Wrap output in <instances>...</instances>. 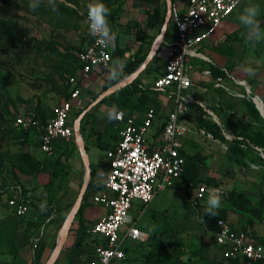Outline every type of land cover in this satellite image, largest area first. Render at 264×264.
I'll list each match as a JSON object with an SVG mask.
<instances>
[{"label": "rangeland", "instance_id": "1", "mask_svg": "<svg viewBox=\"0 0 264 264\" xmlns=\"http://www.w3.org/2000/svg\"><path fill=\"white\" fill-rule=\"evenodd\" d=\"M177 1L173 0V3ZM249 3L260 6L261 12L257 19L264 21V0H244L234 15H230L216 32L229 33L235 24L233 18H238ZM28 5L29 0H0L1 28L8 32L0 29V115L6 122H25L31 114L39 115L44 121L51 118L58 100L71 89L66 80L76 72V55L84 45L83 22L77 21L75 16L81 18L87 0H56L55 12L48 0H41L36 11L30 10ZM123 45L118 40L116 48ZM162 49L160 44L137 82L146 84L144 79L151 82V74L159 75L162 59L158 53ZM114 60L111 59V64ZM132 101L126 108L128 112L145 110L135 103V99ZM76 113L69 116L68 123L76 118ZM92 122L91 114L84 125V134ZM5 126L6 123H1L0 264H32L33 257L36 264H44L56 244L60 226L77 198L84 166L80 158V175L73 179L66 161L55 168L47 163L48 156L40 150L35 132L29 131L21 138L16 134L17 130L7 133ZM108 128L106 131L110 132ZM204 139L203 136L188 135L183 147H187L188 154H201L203 163L198 165L197 179L215 180L223 192L219 209L229 222L239 227L247 215L232 209L226 194L239 193L249 206L264 212V160L255 156L253 162L246 158L231 161L228 155L220 153ZM66 144L70 151L72 142ZM106 147H88L87 158L105 162L102 148ZM67 158L71 160L74 157L70 155ZM252 165L256 167L251 168ZM197 184H186L180 177L153 197L136 221V226L147 234V241L128 244L129 252L124 264H174L173 260H167L164 256L171 255L173 244L177 242L182 244V256L177 264H225L218 248L213 245L206 223L202 221L201 215L205 213L207 200L198 202L195 208L189 202ZM15 195L27 198L29 203L28 212L19 218L7 206L8 200ZM42 203H46V211L41 209ZM130 216L136 218V213L131 212ZM75 225L74 218L70 228ZM252 229L264 235L262 223L253 224ZM36 236L40 242L39 248L34 246ZM91 239H87L80 248L77 261L70 263L65 250L71 245L73 236L68 231L53 264H85L90 250L97 244L96 240Z\"/></svg>", "mask_w": 264, "mask_h": 264}, {"label": "built area", "instance_id": "2", "mask_svg": "<svg viewBox=\"0 0 264 264\" xmlns=\"http://www.w3.org/2000/svg\"><path fill=\"white\" fill-rule=\"evenodd\" d=\"M243 1L186 0L181 10L171 6L168 26L173 38L160 42L167 51L164 68L149 87L150 96L163 98L171 105L158 125L153 108L147 109L139 118L125 115L119 110V118L113 120L118 139L104 152L107 170L100 174L102 189L90 197L92 204L106 211L86 227V233L98 240V244L90 250L86 264H124L128 244L144 243L148 237L136 226L142 209L158 192L169 188L181 175L184 160L179 152L184 149L183 144L188 135L211 139L203 129L194 125L191 113L188 112V106L197 105L204 116L213 119L204 104L190 94L193 83L191 75L197 73L203 78H212L210 70L215 65L202 50L210 45L211 36L217 28ZM89 2L87 0V4ZM81 16L85 27L83 37L88 38L89 44L77 53V72L66 80L71 89L53 108L51 118L45 122L39 135V148L47 156L52 154V148L57 142L73 138L72 121L68 123V118L79 96L78 80L94 70H100L103 76L110 66L111 47H105L97 37L89 33L86 23L87 5ZM200 64H205L206 68L197 71L196 67ZM218 70L232 84L241 86L243 94L225 87L222 76L212 78L214 88L232 97H249V87L243 81L236 80L225 68ZM250 98L257 106L256 98ZM16 124L25 128L28 119ZM224 137L230 140L229 136ZM220 146L223 147L222 144ZM256 151L259 158L264 160V152ZM210 188L220 189L204 183L195 186L189 200L193 208L198 202L208 199ZM7 206L17 218L29 210L28 201L22 200L19 195L8 200ZM131 212L136 213V218L130 216ZM261 223L263 226L264 221ZM212 235L222 260L233 259L239 264L264 260V241L259 242L249 231L235 230L227 219L216 220Z\"/></svg>", "mask_w": 264, "mask_h": 264}, {"label": "crops", "instance_id": "3", "mask_svg": "<svg viewBox=\"0 0 264 264\" xmlns=\"http://www.w3.org/2000/svg\"><path fill=\"white\" fill-rule=\"evenodd\" d=\"M164 1L165 0H103L105 5L110 10L108 19L110 27L116 35L115 47L118 43V40L124 44L122 47L118 46V49L122 52L121 56L118 58L122 61L124 67H126L128 63L132 61L134 54L146 56L149 52L151 45L159 32L147 29L145 26V19L150 13L151 9L155 7H160L162 9L164 8L165 10L166 5ZM185 1L186 0H178L176 4L172 3V5L175 8L181 10L185 4ZM224 22H226V20ZM233 22H235V24L229 33H217L216 30L211 36L210 45L207 46L206 49L202 50V53L215 65V67L212 69L213 71L210 70L212 78L213 73H216L215 77L222 76L220 75L218 69L225 68L236 80L243 81L245 85L249 87V97L229 96L223 90L214 88L212 86V78H203L197 73H193L191 75L193 83L189 92L194 97L197 96L198 100L204 104L205 109L211 113L213 119L209 118V121L216 126L214 132H216V135L220 136L224 140L221 142L219 139L211 137L210 140L205 138L204 141H209L217 151L224 154L225 156L228 155V145L231 142L232 145L236 144L237 142L239 148L243 151H246L244 158H246L249 162H253L254 157L258 156L256 150H259V152H264V149L256 146L252 141L254 139L260 138V136L262 139H264V41L259 42L257 45H255V43L248 42L245 38L246 29L240 24L239 19L234 17ZM259 22L261 25L260 30L261 32H264V24H262L264 21ZM167 28L168 25L163 34L162 40L164 41H169L173 38L172 31L170 28ZM84 33L82 34V37ZM213 47H215L217 50L212 49ZM158 54H161L160 57L162 59V64L158 70L159 75H161L163 72L167 51L163 48ZM152 57L150 59H152ZM142 62L136 67V69L142 64ZM147 64L144 66V68H146ZM111 65L112 64H110V66ZM144 68L132 82L136 84L140 91H149L150 94L149 87L152 81L159 75L156 76L151 74L153 78L152 81L148 83L149 80L146 78L144 79V83L146 84H141V82L137 81L144 72ZM202 68H206L205 64H200L198 67H196V70L198 71ZM249 69L252 70L251 73L249 72ZM108 70L103 76L100 70H94L92 73L88 74L86 77L78 80L77 82L79 96L75 105L71 108L69 116H71V114L75 111L81 110L89 103V105L92 104L93 106L91 107L93 110L91 113L93 116V128L94 131L99 134L97 138L96 136L88 135L87 131H85V134L83 133L85 138L83 136H81V138L85 147V153L88 147H112V145H114L118 139L115 129L113 128V121H109L106 116V113L111 108L99 103V101L107 95L101 98H99V96L104 92V86H108L109 88L114 84L124 80L126 77L124 78L122 76V70V74L117 79H109ZM76 72L73 75H75ZM222 83L229 90L237 94H243V88L241 86L232 84L227 78L223 76ZM129 84L130 83L126 85ZM66 94L67 93H65L62 98H64ZM250 97L256 98L258 102L257 106ZM61 99H59L58 102ZM150 100L151 101L146 102L143 105L145 109L144 111H134L129 115L139 118L143 116L147 109L153 108L156 111V122L158 125L165 117L166 111L171 104L166 102L163 98L155 99L153 96L150 97ZM204 118L205 120H208L207 116H204ZM107 126H112L113 132L106 131L105 129ZM201 129L209 134L206 129ZM225 135L229 136L230 140H226L224 137ZM112 136H114L115 139ZM68 141L72 142L70 151L66 144ZM220 144L225 147V150L220 146ZM55 146L65 148V150L70 152V155H73L74 158L71 160L68 158L66 163L69 167L68 169L71 171L70 174L72 175L73 179H77L80 175V167L82 164L80 162V155L74 144L73 138L59 141ZM104 161L105 162H99L96 159H93V161L88 159L89 166H91L95 171L93 181H99L101 183L100 174H104L107 170V161L106 159H104ZM73 181L75 182V180ZM86 192L88 193V196L86 207L82 212V219L84 221L83 225L88 227L93 221L96 220L98 216L105 213L106 210L90 202V197L98 193V191H96L94 188H88ZM256 233L257 236H262L260 234L262 232ZM89 256L90 254L86 257L85 264L87 263Z\"/></svg>", "mask_w": 264, "mask_h": 264}, {"label": "trees", "instance_id": "4", "mask_svg": "<svg viewBox=\"0 0 264 264\" xmlns=\"http://www.w3.org/2000/svg\"><path fill=\"white\" fill-rule=\"evenodd\" d=\"M170 1H171V3H173V0H170ZM241 4H240V6H241ZM239 7L232 14H234L239 9ZM64 14H67V13L64 12ZM164 14H165L164 8L162 9L160 7H155L153 9H151L150 13L146 16V19H145L146 28L149 30L159 32V30L162 26L163 20H164ZM75 19L77 21L82 20V22H83L82 16H81V18L80 17L77 18L75 16ZM168 28H169V26H168ZM0 29L3 32H6L4 28H1V23H0ZM6 33H8V32H6ZM83 39H84L83 48H85L88 46L89 40L87 37H84ZM212 49L217 50L215 47H213ZM156 51H155V54H156ZM121 53L122 52L118 48L115 47L114 50L112 48L111 52H110V64H111V59L118 58L119 56H121ZM255 54H257V53H255ZM144 58H145L144 55L139 56V54H134L132 61L129 62L126 67H124L122 76L124 78L129 76V74H131L136 69V67L144 60ZM76 62H77V60H76ZM78 67H79V65L77 62V68ZM147 68H148V65L146 66V68L143 71H146ZM213 74H212V76L214 78L216 73L214 75ZM217 74H218V72H217ZM220 75H221V72H220ZM107 88H108V86H104L103 91H106ZM150 97L151 96L149 94V91H140V89L136 86V84L134 82H131L129 85H126V86L110 93L109 95L103 97L99 101V103L106 105V106H109L111 109L113 108V106H115L116 108H118V110L122 111L125 115H129L131 113L128 112V109H126V108H128L132 104L133 99H135L136 104H140V106L142 107L146 102L151 101ZM195 98L198 99L197 96ZM88 105H86L81 110H78L76 113V117L83 110H85ZM92 110H93V108L91 107L85 113V115L82 117V119L80 120L79 133L81 136H83V133H84L83 129L86 127L84 125L87 122L89 115L92 114L91 113ZM188 112L191 113L192 122L194 123V125L196 127L204 128V129H206V131H208V133L211 135V137L219 139L221 142L224 141L220 136L216 135L217 133L214 132L215 131L214 129H216V126L209 121V118H208V120H205V118L203 117L204 114L202 113L201 109L197 105L188 106ZM27 119H28V124L25 128H23L21 125L16 124V122L14 120L6 122L5 120H3L2 116L0 115V127H1V123H6V126L4 127L5 131L7 133H13L17 130L16 134H18V136L21 138H24L29 131H33L36 133V135H38V139H39V135L42 131V127L44 126L45 122L48 119L44 121V119L37 114H31L27 117ZM73 120H74V118H72L71 121H73ZM108 127H109L108 129L111 132H113L112 126H108ZM0 129H2V128H0ZM105 130H107V129H105ZM160 130H161V126L158 128V132ZM87 133H88V135H93V136H96L97 138L99 136V134L94 131L93 124L89 125ZM112 137L114 138V136H112ZM252 141H253V143H255L256 146H259L262 149H264V139H262L261 136H260V138L254 139ZM231 143L227 147L228 156L230 157L231 161L237 162L238 158H244L245 157L246 151H243L242 149H240L237 142L234 145H232ZM109 148L110 147L107 146L104 149L102 148V150H103V152H105ZM186 149H187V147H186ZM186 149L184 148L183 150H181L179 152L180 156L184 160L183 169H182V172L180 175V177H183L184 183H186V184H188V183H198V184L204 183L208 186H217V184L213 178H206L204 180H198L197 179L198 165L199 166L202 165L203 157L201 156V154L199 152H196L195 154H188ZM84 151H85V147H84ZM69 156H70V152L66 151L65 148H61L59 146L54 145L52 148V154L47 157V161H48L47 163H49L52 168H55V166H59L61 164L63 165V163L68 159L67 157H69ZM94 176H95V171L93 170V168L91 166H89V182H88V186H87L86 190L88 188L92 187L96 191L99 192L102 189V184L100 182H94L93 181ZM87 196H88L87 192H85L82 196L81 203H80V205L77 209V212L75 214V217H74L76 220V225L74 228L69 229V232L73 236V240H72L71 245L65 250V255L68 257L70 263H74L77 261L78 252L87 239L92 238L91 241L96 240V242L98 244V240L95 237H92L90 234L86 233V227L83 225L84 221L82 219V212H83V209L86 207ZM20 198L22 200H27V198L21 197V195H20ZM226 200L228 201V203L230 204V207L232 209L236 210L240 214H243V215L246 214L247 215L244 217L245 221H244L243 225H240L239 227H237V226L235 227L232 224L234 229L239 230V231H244V232L249 231L255 239H257L259 242H263L264 236H257V234L252 229V225L255 223H261L262 221H264V212H262L261 209H259V208H254V207L249 206L245 197L239 193L228 192L226 194ZM201 216L203 217L202 221L204 223H206L207 230L211 233V235L213 234V232H215L216 220H218V219L225 220L226 219L225 214L220 209H218V214L216 217L206 216L205 213H203ZM42 226H43V224L40 225V231L43 230ZM139 229H140V227H139ZM37 239L38 238L36 236L34 239V241H35L34 246L35 247L38 246V248H39L40 242ZM212 240H213V235H212ZM213 245H214V240H213ZM128 252L129 251H127V253ZM34 256H35V253H34ZM181 256H182V244L180 242H177V243L173 244L171 255L170 254L165 255L164 257L167 260H173V263L177 264L179 262V259L181 258ZM223 261L225 262V264H239L236 260H233V259H226ZM32 264H36L34 257L32 260ZM252 264H264V260H261V261H258V262L252 263Z\"/></svg>", "mask_w": 264, "mask_h": 264}, {"label": "clouds", "instance_id": "5", "mask_svg": "<svg viewBox=\"0 0 264 264\" xmlns=\"http://www.w3.org/2000/svg\"><path fill=\"white\" fill-rule=\"evenodd\" d=\"M41 3V0H29V8L32 11H36ZM49 6L52 11H57L56 0H48ZM261 9L258 4L249 3L247 4L242 13L239 15L238 19L240 24L246 29L245 38L250 43H259L264 40V32H261V25L257 19L260 15ZM110 10L105 5L103 0H90L87 4V25L90 35L97 37L99 42L105 47H112L115 49L116 35L112 31L109 24ZM122 61L117 58L112 62L108 70L109 79H117L123 70ZM251 73L252 70L249 69ZM119 110L115 106L110 109L107 113V119L113 121L119 118ZM255 168V165H252ZM222 201V192L218 188L208 189V199L204 206V212L206 216L216 217L218 214V209L220 208ZM41 209L46 211V203L40 205Z\"/></svg>", "mask_w": 264, "mask_h": 264}, {"label": "water", "instance_id": "6", "mask_svg": "<svg viewBox=\"0 0 264 264\" xmlns=\"http://www.w3.org/2000/svg\"><path fill=\"white\" fill-rule=\"evenodd\" d=\"M165 5H166V9H165L164 20H163L162 26L159 30L158 35L154 39L149 52L145 56L142 64L133 73H131L128 77H126L124 80H122V81L114 84L113 86L109 87L106 91H104L99 96V98H101L105 95H108L111 92H114L115 90H118L119 88L125 86L128 83H131L137 77V75L142 71V69L147 64V62L150 60V58L153 56V54L155 53L156 49L158 48V46H159V44L163 38V34H164L165 29L168 25V20H169V15H170L172 3L170 0H165ZM91 106H92V104L89 105L85 110H83L72 122L73 130H74L73 140H74V143L78 149L80 158L82 160V164L84 166V175H83V180H82L81 186L79 188L77 198L74 201V203L72 204L67 215L65 216V218H64V220H63V222L59 228V231H58V238H57L56 244H55L53 250L51 251L50 255L48 256V258L44 264H53V262L55 261V259L58 256V254L60 253V251L62 249V245H63V243L66 239V236L68 234V231L70 229L71 223L73 222L75 214L77 212V209L80 205L82 196L85 193L88 182H89V163H88V158L86 156V153L84 151V144H83L81 135L79 133V124H80V120L85 115V113L91 108Z\"/></svg>", "mask_w": 264, "mask_h": 264}]
</instances>
